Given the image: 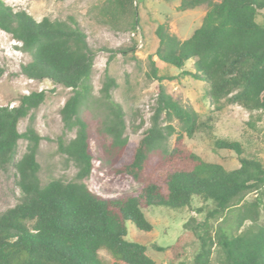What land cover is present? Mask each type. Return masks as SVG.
Instances as JSON below:
<instances>
[{
    "label": "trees",
    "instance_id": "1",
    "mask_svg": "<svg viewBox=\"0 0 264 264\" xmlns=\"http://www.w3.org/2000/svg\"><path fill=\"white\" fill-rule=\"evenodd\" d=\"M198 7L205 10L202 22L184 39L167 22L157 25L158 46L150 56L154 75L160 81L165 78L157 73L153 59L157 56L182 69V75L204 80L215 111L223 103L238 104L250 112L263 110L264 20L259 15L264 0H180L178 5L179 10ZM99 9L103 21L113 28L126 23L135 29L140 24L136 0H105ZM0 29L19 41L29 56L21 65L23 74L37 80L47 78L72 90L61 116L65 128H75L76 134L67 141L59 137L58 149L77 166L72 180L53 178L42 183L40 179L37 156L42 136L34 127V110L46 97L44 89L21 95L17 105H0V168H15L21 190L18 202L0 213V264H159L145 243L127 236L128 221L141 230L153 229L146 213L150 205L204 213L203 219L192 215L184 223L187 235L199 242L192 262L184 259V233L172 245H154L171 264H211L214 250L222 264H264V225L259 222L264 161L246 153L238 139L216 136L213 141L215 151L236 153L240 165L235 168L207 160L184 145V133L187 137L200 131L212 133L214 110L203 117L160 83L150 125L133 142L126 134L125 111L111 92L118 83L107 66L100 89L106 119L96 135L81 112L93 96L96 51L79 23L49 17L37 20L27 10H15L0 0ZM189 61L194 71L185 69ZM26 117L29 123L20 131L19 122ZM259 119L251 115L247 123L256 128ZM173 120L178 121L180 131L170 148L167 141L177 130ZM94 137L99 155L94 153ZM21 139L27 142L26 150L17 159ZM97 157L115 173L139 181L138 189L117 197L91 190L85 179ZM251 193L256 195L249 198ZM196 198L203 205L195 208ZM233 211L237 213L236 230L220 223ZM101 249L112 255L111 263L100 257Z\"/></svg>",
    "mask_w": 264,
    "mask_h": 264
},
{
    "label": "rangeland",
    "instance_id": "2",
    "mask_svg": "<svg viewBox=\"0 0 264 264\" xmlns=\"http://www.w3.org/2000/svg\"><path fill=\"white\" fill-rule=\"evenodd\" d=\"M15 10H27L37 20L44 17L51 19L76 21L87 34L90 45L96 51L92 73L93 96L81 110L88 118L95 134H100L104 128L106 109L102 104L101 92L104 71L108 66L109 73L115 77L118 85L112 89L116 102L125 111L126 134L130 140L137 142L143 130L150 125L158 97V85L164 88L181 104L193 107L201 116L213 113L215 106L207 95V83L192 75H182V69L165 63L153 56L158 75L165 78L160 81L153 73L151 55L158 46L155 29L159 23L167 22L170 30L180 38L188 37L194 28L201 24L205 10L194 8L179 10L180 0H136L140 24L130 29L126 23L121 28H113L103 21L100 16V6L105 0H3ZM264 20V9L261 10L259 20ZM21 43L12 35L0 29V63L4 67V74L0 76V105H17L23 94L34 90L46 91L44 101L34 110V127L42 136L37 159L40 163L39 176L42 183L53 178L66 181L75 178L77 166L75 162L62 154L58 149V139L67 141L74 137L76 129L67 130L61 116V108L72 90L50 79H30L22 73L21 65L28 61L29 56L19 45ZM185 69L194 71L193 62H187ZM251 115L260 116L256 121V128L247 121ZM213 131L197 132L193 137L183 134L184 145L202 155L207 160L222 162L228 168L240 165L234 151L213 149L214 138L226 137L240 140L251 155H256L264 161V109L250 112L238 104L223 103L222 107L213 113ZM29 123L28 117L19 122V130L24 131ZM165 123V122H164ZM176 131L167 141L172 148L180 131L177 120L172 121ZM142 124L137 131L133 126ZM101 129V130H100ZM95 137L92 140L94 153L96 149ZM26 140L21 139L16 158L19 159L26 150ZM88 187L104 197H117L134 193L140 182L130 175H120L101 159L95 158L94 168L85 179ZM256 193H251L252 198ZM21 196V190L16 183V173L13 166L3 170L0 168V213L16 204ZM264 199V197L262 198ZM194 207L203 205L201 199L194 200ZM211 206V204H207ZM148 218L153 222V229L145 231L139 229L133 222H127V236L148 246V254L159 264H171L165 253L155 248L172 245L181 234L186 235V250L184 259L190 263L199 249L196 238L187 235L184 223L192 216L204 218V213L197 215L191 208L177 211L165 206L150 205L146 209ZM236 211L227 214L223 226L236 230ZM217 221V222H218ZM250 221H246L248 224ZM259 222L264 225V203L260 210ZM242 229V228H241ZM100 257L107 263L114 259L106 250L99 251ZM211 264H222L217 250H214Z\"/></svg>",
    "mask_w": 264,
    "mask_h": 264
},
{
    "label": "built area",
    "instance_id": "3",
    "mask_svg": "<svg viewBox=\"0 0 264 264\" xmlns=\"http://www.w3.org/2000/svg\"><path fill=\"white\" fill-rule=\"evenodd\" d=\"M30 79H32V78H30ZM11 106H13V105H11Z\"/></svg>",
    "mask_w": 264,
    "mask_h": 264
}]
</instances>
